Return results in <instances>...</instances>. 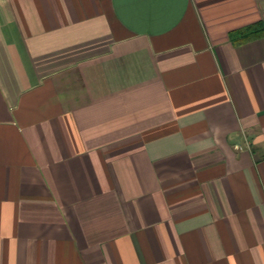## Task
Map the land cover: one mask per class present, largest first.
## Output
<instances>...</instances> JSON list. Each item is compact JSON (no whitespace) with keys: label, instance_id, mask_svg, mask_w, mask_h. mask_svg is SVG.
I'll list each match as a JSON object with an SVG mask.
<instances>
[{"label":"crops","instance_id":"1","mask_svg":"<svg viewBox=\"0 0 264 264\" xmlns=\"http://www.w3.org/2000/svg\"><path fill=\"white\" fill-rule=\"evenodd\" d=\"M0 264H264V0H0Z\"/></svg>","mask_w":264,"mask_h":264}]
</instances>
